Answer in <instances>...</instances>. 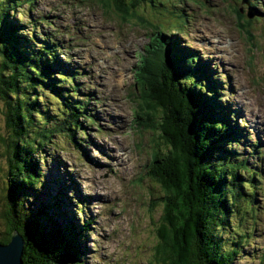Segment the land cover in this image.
Wrapping results in <instances>:
<instances>
[{
	"label": "trees",
	"instance_id": "trees-1",
	"mask_svg": "<svg viewBox=\"0 0 264 264\" xmlns=\"http://www.w3.org/2000/svg\"><path fill=\"white\" fill-rule=\"evenodd\" d=\"M23 2L30 9L34 0H0V100L9 133L5 201L0 213L5 229L0 232V243L7 242L10 232L16 229L25 244L23 264H84L82 242L91 221L82 220L80 225L71 208L59 211L60 195H51V201L40 203L36 211L27 210L25 201L28 192L39 185V178H44L36 155L46 144H52L54 136L66 138L77 151H84L82 142L87 141L83 136L88 133L83 129L88 124L101 127L86 108L91 95L86 94V100L79 99L81 84L75 81L79 71L61 63L58 57V40L49 34L35 36L33 32L25 36L24 24L14 16L22 15L17 9ZM111 2L126 17L143 21L138 13L143 2ZM237 16L241 17L239 13ZM43 20L38 22V28ZM148 25L150 33L159 36H151L153 40L140 55V64L133 73L134 95L141 100L133 115L136 129L153 131L154 149L146 175L162 191L152 261L254 264L252 259L257 258L255 264H264V250L258 256L241 255L243 246L252 243V231L243 229V221L248 211L254 212L253 195L258 188L253 184L258 176L244 158L236 159L228 149L236 147L235 139L245 135L234 132L220 113H215L221 84L216 83L217 77L207 67L193 66L182 54L192 58L195 52L179 46L177 40L165 53L152 52L153 42L164 34L159 25H155L156 31ZM241 27L246 29V24L240 22ZM202 77L213 80L212 86L202 87ZM211 89L214 96L207 93ZM39 159L46 160L44 155ZM239 171H244L246 180ZM64 179L66 183L73 182L69 175ZM34 193L30 198L39 201L38 192ZM239 205H244L243 213Z\"/></svg>",
	"mask_w": 264,
	"mask_h": 264
},
{
	"label": "rangeland",
	"instance_id": "rangeland-1",
	"mask_svg": "<svg viewBox=\"0 0 264 264\" xmlns=\"http://www.w3.org/2000/svg\"><path fill=\"white\" fill-rule=\"evenodd\" d=\"M139 1L144 3L138 9L142 22L120 13L111 0H34L32 8L23 2L17 9L22 15L14 16L24 24L25 36L33 32L35 36L49 34L58 40V57L61 63L79 71L80 76L75 78L81 84L79 99L86 100L85 95H91L86 108L101 127L88 124L83 129L88 133L83 136L87 141L82 142L84 151H77L66 138L55 136L52 144L42 148L36 159L44 178H39L37 188L28 192L26 209L36 211L40 203L51 201V195H60L61 201L69 199L64 207L73 210L80 225L82 220L91 221L82 242L84 264H156L152 260L158 241L155 229L162 211L158 201L162 191L146 175L154 149L153 131L134 127L133 111L141 100L134 95L133 73L151 36H159L150 33L148 23L154 28L158 24L166 37L175 35L182 47L197 53L200 64L218 75L222 83L220 99L226 108L217 110L229 115L234 130L246 134L240 139L241 145L236 142V147L228 149L236 159H247L255 173H262L253 184L258 188L253 195L254 212L248 211L243 221V229L252 231V243L244 245L241 254L258 256L264 250V0ZM247 5L259 10L262 17L246 18ZM234 6L241 8L240 18ZM40 20L43 22L38 28ZM237 20L245 23L246 29L239 28ZM169 42L170 39L162 51ZM150 50L160 51L159 44L153 42ZM3 109L0 100V213L5 201L9 136ZM256 121L260 126L254 128ZM41 155L45 161L39 159ZM239 174L246 180L244 171ZM66 175L73 179L72 183L64 182ZM34 191L39 201L30 198ZM61 201L58 207L62 212ZM237 208L243 213L244 205ZM54 213L58 216V212ZM4 227L0 217V232ZM257 260L253 258L252 263Z\"/></svg>",
	"mask_w": 264,
	"mask_h": 264
},
{
	"label": "clouds",
	"instance_id": "clouds-1",
	"mask_svg": "<svg viewBox=\"0 0 264 264\" xmlns=\"http://www.w3.org/2000/svg\"><path fill=\"white\" fill-rule=\"evenodd\" d=\"M251 11H253V16L251 17V18H249L248 16H247V13L248 12H251ZM241 10H239V11H237V13H239V14H241ZM245 16H246V18H248V19H252L253 17H260V14H259V12H257L255 9H252V8H250V6H248L247 5V7H246V11H245ZM247 22H249V21H247ZM158 25V24H157ZM154 27V26H153ZM156 28H158V27H156L155 26V28H154V30L156 31ZM159 29L160 30H162L161 28H160V26H159ZM160 30H158V31H160ZM244 32L247 34V37L249 38V37H251V35L248 33V31H245L244 30ZM163 34H164V32H163ZM179 34H180V32H179ZM158 40H159V37L157 38ZM170 39V38H169ZM150 40H153V39H150ZM150 40H149V42H150ZM167 41H168V39L166 38V39H164V40H162V41H157V43L159 44V46H160V51H162L161 49L163 48L164 49V47L165 46H163V45H161V42H165V44L167 43ZM149 42H148V44H149ZM170 46V42H169V45L166 47V49L168 48ZM156 47H158V46H156ZM166 49L165 50H163L162 51V53L164 52L165 53V51H166ZM188 49V48H187ZM263 50H264V47H263V49H262V60H263V62H264V55H263ZM144 51H145V49H144ZM160 51H158V52H160ZM142 54H144V53H142ZM142 54H140V55H142ZM183 56H186L187 57V60L188 61H191L190 63H192L193 62V66L194 65H198L199 66V61H201V58H199V56L197 55V53H195L194 54V57H192V58H190L188 55H185V54H182ZM194 62H197L196 64L194 63ZM203 65V64H202ZM204 65H206V64H204ZM137 66V65H136ZM208 70H210V71H212L211 69H208ZM213 72V71H212ZM200 73V72H199ZM206 74H208V72H206ZM213 74H214V77L216 76V77H218V75H215V73L213 72ZM215 81H216V83L217 84H219L220 82L217 80V78L215 79ZM212 84H213V80L212 81H210L209 80V78L208 77H202V87H206V88H208V87H210V86H212ZM221 84V87H222V83H220ZM210 90H208V94H212L213 93V96L215 95V93L212 91V89H211V93L209 92ZM222 91V90H221ZM221 91H220V93H219V101H220V104L219 103H217L216 105H215V111H217V112H215V113H217V114H219L220 113V116L226 121V123L229 125L230 124V128H232V130H234V127L231 125V118H228L229 117V115L228 114H223L222 112H220V111H218L217 109H220V110H223L224 108H226V106H223L222 105V103H221V101H222V99H220V94H221ZM209 96V95H208ZM237 126V125H236ZM235 131H237V130H234V132ZM243 131V130H242ZM244 133V132H243ZM243 135H245V137H243V136H241L239 139H235V141L237 142V143H240V144H237V145H241V141H240V139H244V138H246V134L244 133ZM228 140V139H227ZM259 147L256 145V148H255V151H257L258 152V149ZM245 159V158H244ZM239 160H241V159H239ZM246 160V163H247V159H245ZM248 168H249V166H248ZM250 170H253V169H251V168H249ZM254 172V171H253ZM257 174V176L259 177V176H262V173H256ZM67 204V201H66V199H65V201H62L61 202V205H62V207H61V209H63V211H66V209H68V208H65L64 207V205H66Z\"/></svg>",
	"mask_w": 264,
	"mask_h": 264
},
{
	"label": "water",
	"instance_id": "water-1",
	"mask_svg": "<svg viewBox=\"0 0 264 264\" xmlns=\"http://www.w3.org/2000/svg\"><path fill=\"white\" fill-rule=\"evenodd\" d=\"M253 15V11L247 13L249 18ZM24 245V240L20 233L16 229L12 230L7 237V242L0 243V264H23Z\"/></svg>",
	"mask_w": 264,
	"mask_h": 264
},
{
	"label": "bare ground",
	"instance_id": "bare-ground-1",
	"mask_svg": "<svg viewBox=\"0 0 264 264\" xmlns=\"http://www.w3.org/2000/svg\"><path fill=\"white\" fill-rule=\"evenodd\" d=\"M170 40L171 41H175V35L174 36H172L171 35V37H170ZM179 44V43H178ZM179 46H181L180 44H179ZM189 49V48H188ZM238 49V48H237ZM190 50V49H189ZM225 66V65H224ZM225 68V67H224ZM235 80V79H234ZM239 97V96H238ZM239 100V99H238ZM234 109V108H233ZM261 120V119H260ZM252 124V123H251ZM257 126H260V123L259 122H254V128H256ZM260 128V127H259ZM264 130V129H263ZM128 158V157H127ZM123 160V159H122ZM93 164V163H92ZM107 191V190H106ZM110 192V191H109ZM107 193V192H106ZM113 193V192H112ZM105 201V200H104Z\"/></svg>",
	"mask_w": 264,
	"mask_h": 264
}]
</instances>
